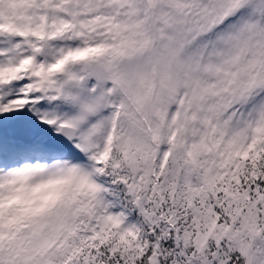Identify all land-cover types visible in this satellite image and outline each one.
<instances>
[{
  "label": "snow or ice",
  "instance_id": "snow-or-ice-1",
  "mask_svg": "<svg viewBox=\"0 0 264 264\" xmlns=\"http://www.w3.org/2000/svg\"><path fill=\"white\" fill-rule=\"evenodd\" d=\"M0 264H264V0H0Z\"/></svg>",
  "mask_w": 264,
  "mask_h": 264
}]
</instances>
